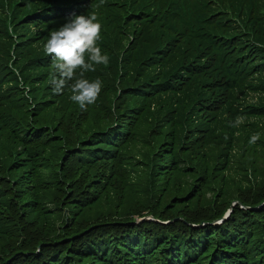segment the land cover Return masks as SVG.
<instances>
[{"label":"trees","instance_id":"trees-1","mask_svg":"<svg viewBox=\"0 0 264 264\" xmlns=\"http://www.w3.org/2000/svg\"><path fill=\"white\" fill-rule=\"evenodd\" d=\"M73 9L86 110L44 52ZM261 162L264 0H0V264H264Z\"/></svg>","mask_w":264,"mask_h":264},{"label":"clouds","instance_id":"clouds-1","mask_svg":"<svg viewBox=\"0 0 264 264\" xmlns=\"http://www.w3.org/2000/svg\"><path fill=\"white\" fill-rule=\"evenodd\" d=\"M64 20L71 21L59 30L49 32L44 46L46 53L53 58L54 71L50 74V81L53 92L62 94L68 81L74 80L70 85V99L81 110H86L87 106L94 104L99 98L103 83L99 78L90 81L85 78V73L95 71L94 65L106 66L109 63V56L98 46L103 26L96 15L66 16ZM242 121L243 117L236 118L237 124ZM258 139L259 135H254L250 143H255Z\"/></svg>","mask_w":264,"mask_h":264},{"label":"rangeland","instance_id":"rangeland-1","mask_svg":"<svg viewBox=\"0 0 264 264\" xmlns=\"http://www.w3.org/2000/svg\"><path fill=\"white\" fill-rule=\"evenodd\" d=\"M250 2H252V1H250ZM77 15H84V16H87V15H95V14H79L77 10L73 9V10H71V12H68V13L65 14L64 19L66 18V16H69V17H75V16H77ZM64 21H65V23H68V22H70L71 20H69V21L64 20ZM59 29H60V26L57 28V30H59ZM49 61H50L51 64H52L53 59H52V60H49ZM100 66H102V65H100ZM37 86H38V85H37ZM41 86H43V84H42ZM49 93H50V91H47V95H48ZM49 115H52V112H49ZM51 148L53 149V146H52ZM206 159L209 160V162H210V166H211V164H213V162H212V158L209 157L208 155H206ZM243 159L245 160V164H244V165L246 166V164H247L248 161L250 160V157H247V156L245 157V156H244ZM221 162H222V160H218V161H217L216 169L220 167V163H221ZM263 166H264V162H261V163L259 164V168H262ZM235 170H237V164H236V161L230 164V168L228 169V177H229V178H231V175H232V173H233ZM262 181H263V179H262ZM209 188H210V189H208L206 199H210V200H212V195L209 193V191H210L211 189H214V188H217V187L214 186V185H210ZM243 209H245V208H243ZM227 211H228V210H227ZM232 211H233V209H232ZM232 211H231V213H232ZM221 221H222V219L215 220V221L212 223V225H213V224H220Z\"/></svg>","mask_w":264,"mask_h":264},{"label":"water","instance_id":"water-1","mask_svg":"<svg viewBox=\"0 0 264 264\" xmlns=\"http://www.w3.org/2000/svg\"><path fill=\"white\" fill-rule=\"evenodd\" d=\"M229 215V212H227L224 216L223 219H226ZM147 221H151V222H159L156 219H154L151 215L147 216V217H142L140 219H138L136 222L137 223H141V222H147ZM162 224H168V223H162Z\"/></svg>","mask_w":264,"mask_h":264}]
</instances>
